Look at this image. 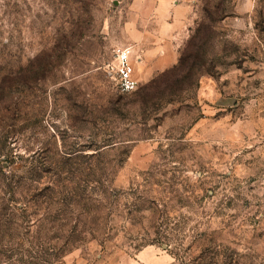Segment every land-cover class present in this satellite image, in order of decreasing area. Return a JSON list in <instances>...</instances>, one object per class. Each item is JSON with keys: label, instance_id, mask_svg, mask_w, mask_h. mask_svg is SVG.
<instances>
[{"label": "rangeland", "instance_id": "1", "mask_svg": "<svg viewBox=\"0 0 264 264\" xmlns=\"http://www.w3.org/2000/svg\"><path fill=\"white\" fill-rule=\"evenodd\" d=\"M140 2L0 0V264H264V0H196L150 75Z\"/></svg>", "mask_w": 264, "mask_h": 264}, {"label": "crops", "instance_id": "2", "mask_svg": "<svg viewBox=\"0 0 264 264\" xmlns=\"http://www.w3.org/2000/svg\"><path fill=\"white\" fill-rule=\"evenodd\" d=\"M196 0H141L135 19L151 32L133 30L130 41L140 51L139 64L147 75L172 68L193 23ZM136 79L135 75H133Z\"/></svg>", "mask_w": 264, "mask_h": 264}, {"label": "built area", "instance_id": "3", "mask_svg": "<svg viewBox=\"0 0 264 264\" xmlns=\"http://www.w3.org/2000/svg\"><path fill=\"white\" fill-rule=\"evenodd\" d=\"M134 52L131 47L114 48L103 66L107 77L121 94H129L136 90L132 59Z\"/></svg>", "mask_w": 264, "mask_h": 264}, {"label": "trees", "instance_id": "4", "mask_svg": "<svg viewBox=\"0 0 264 264\" xmlns=\"http://www.w3.org/2000/svg\"><path fill=\"white\" fill-rule=\"evenodd\" d=\"M182 66H184V63H183V60H182V58H181V59H179L178 65H177V67H175L174 70H178V69H180Z\"/></svg>", "mask_w": 264, "mask_h": 264}]
</instances>
